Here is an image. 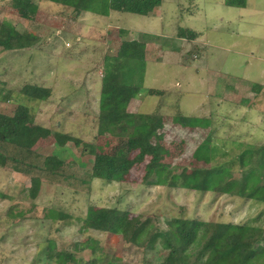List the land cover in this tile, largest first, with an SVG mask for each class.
I'll list each match as a JSON object with an SVG mask.
<instances>
[{
	"label": "rangeland",
	"instance_id": "374dc122",
	"mask_svg": "<svg viewBox=\"0 0 264 264\" xmlns=\"http://www.w3.org/2000/svg\"><path fill=\"white\" fill-rule=\"evenodd\" d=\"M34 3L38 11L28 20L11 0H0V23L34 38L29 48H0V97H8L0 98V110L29 107L34 122L24 126L21 137L33 138L35 149L61 141L59 146L69 148L66 161L73 164L90 155L92 146L188 170L218 163L231 168L234 178L241 173V147L264 145V0H246L244 7L228 6L225 0H161L146 16L83 12L76 19L68 6ZM179 27L193 30L195 38L179 36ZM130 40H145L146 47L144 60H120V82L139 87L127 110L166 116L161 141L129 143L97 132L104 64L122 41ZM26 83L50 89V97L27 99L20 92ZM147 89L163 93L149 95ZM178 117L197 119L190 134L173 122ZM30 185L29 177L0 168V264H46L50 241L57 250L74 254L76 264L157 263L166 255L158 243L147 250L143 244L123 243L118 235L83 230L90 205L131 211L161 230L174 217L264 228L262 203L223 193L93 179L88 188L42 183L31 198ZM50 211L53 220L46 216ZM81 242L85 248L75 250Z\"/></svg>",
	"mask_w": 264,
	"mask_h": 264
},
{
	"label": "trees",
	"instance_id": "16d2710c",
	"mask_svg": "<svg viewBox=\"0 0 264 264\" xmlns=\"http://www.w3.org/2000/svg\"><path fill=\"white\" fill-rule=\"evenodd\" d=\"M68 6L72 19L83 12L109 16L112 11L149 15L161 0H44ZM228 6L244 7L246 0H225ZM13 9L23 19H33L38 11L34 0H11ZM178 35L195 38L193 30L178 28ZM147 36V35H145ZM34 38L28 31H19L9 22L0 23V48L4 51L20 50L33 46ZM145 40L122 41L114 57L104 64L97 113V132L100 136L135 141H161L168 126L167 117L161 114L133 113L127 106L139 92V87L122 84L118 78L123 59L144 60ZM20 92L32 101L50 97L51 90L26 83ZM149 95H161L156 89H147ZM2 94V93H1ZM6 93L2 100H8ZM173 122L188 127V133L196 118H172ZM34 122V114L24 104H17L6 112L0 110V168L29 177V196L36 198L42 183L69 187L88 188L93 179L110 182H134L144 185H164L171 188L184 187L197 192L211 191L234 196L240 200H254L264 205V145L247 148L242 146L237 158L240 176L232 178L231 168L211 165L209 168H174L153 158L137 159L133 156L103 153L91 147L85 159L75 164L66 161L69 148L59 146L35 149L33 138H23L24 126ZM204 141L201 147L209 143ZM198 143V142H197ZM44 149V148H42ZM198 153H196L197 155ZM199 155V154H198ZM202 156V155H201ZM214 157V156H213ZM210 157V160L213 159ZM10 215H13L9 212ZM52 211L46 215L52 219ZM60 217H64L58 213ZM53 220V219H52ZM150 219L116 207L90 205L83 220V230L118 235L123 243L132 242L155 248L166 255L157 263L140 261L139 264H264V228L251 227L245 222H202L197 219L174 217L167 221L166 229L151 227ZM92 241V239H91ZM84 243V242H83ZM76 243L75 250L84 249ZM143 244V245H142ZM49 262L76 264L74 254L57 250L50 241L44 251ZM47 262L48 264H51ZM46 263V264H47ZM106 264H127L109 261Z\"/></svg>",
	"mask_w": 264,
	"mask_h": 264
}]
</instances>
